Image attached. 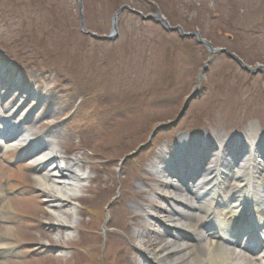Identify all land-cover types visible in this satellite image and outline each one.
<instances>
[{
    "label": "rangeland",
    "instance_id": "1",
    "mask_svg": "<svg viewBox=\"0 0 264 264\" xmlns=\"http://www.w3.org/2000/svg\"><path fill=\"white\" fill-rule=\"evenodd\" d=\"M123 5L143 15L159 9L212 48L264 65V0H83L87 29L108 36ZM80 17L76 0H0V66L7 76L0 83L22 80L8 107L29 110L34 121L24 127L80 159L90 177L81 196L64 204L76 207L77 222L71 237L63 231L59 239L26 147L8 152L6 162L0 158V191L11 212L0 233L8 237L12 227L15 237L13 258L0 264H150L143 253L163 245L169 233L153 217L161 219L160 209L170 208L166 195L172 196L156 166L166 165L167 154L189 137L241 147L240 137L264 135V73L245 72L217 54L202 76L201 96L181 121L155 133L150 146L120 166L157 125L176 119L209 53L129 11L115 41L86 37ZM209 148L203 154L215 157L219 151Z\"/></svg>",
    "mask_w": 264,
    "mask_h": 264
},
{
    "label": "bare ground",
    "instance_id": "2",
    "mask_svg": "<svg viewBox=\"0 0 264 264\" xmlns=\"http://www.w3.org/2000/svg\"><path fill=\"white\" fill-rule=\"evenodd\" d=\"M10 86L12 91L6 96L5 89ZM18 90L20 87L14 82L0 83V150L7 152L19 144L28 145L24 156L34 166L40 191L48 193L44 199L50 204L48 209L55 221L52 226L57 229V238L63 236V231L69 238L76 227V207L65 208L64 204H72L81 196L90 177L80 159L65 156L55 141L45 143L33 139L32 131L24 127L34 121L29 110L24 106L8 107ZM240 140L248 146L241 144V147L227 148L228 140L215 137L207 144L205 140L201 145L195 144L196 149L201 147V150L183 153L186 155L181 157L183 161L192 159L197 162L198 170L201 161L212 162L211 166L202 169L201 177L200 169L187 171L184 179L170 160L166 167L156 168L155 173L165 180L164 187L175 194L173 197L166 195L170 208L160 209L161 219L146 212V217H153L169 232L163 245L152 243L155 247L143 253L147 263L264 264V244L261 243L264 236V136L250 139L245 135ZM205 146L210 147L209 151L217 149L221 154L215 157L203 154L207 149ZM176 158L180 160L179 153ZM214 160L219 163L215 164ZM173 175L179 178L178 184L168 180V176ZM195 177H199L198 182ZM212 177L214 182H211ZM227 189L229 198H221ZM218 202L226 216L214 209ZM8 206L5 194L0 191V221L10 224ZM194 209L203 212V216ZM12 230V227L7 228L8 237L0 233V261L14 248ZM136 236L137 244L142 248L144 235Z\"/></svg>",
    "mask_w": 264,
    "mask_h": 264
},
{
    "label": "water",
    "instance_id": "3",
    "mask_svg": "<svg viewBox=\"0 0 264 264\" xmlns=\"http://www.w3.org/2000/svg\"><path fill=\"white\" fill-rule=\"evenodd\" d=\"M78 5H79V12L81 14V28L83 33L90 35L91 37H93L94 39H98V40H111L114 41L119 37V22H120V18L119 16L121 14H123L124 11H131L132 13L141 15V13H139L136 10L131 9L129 6L125 5L122 6L113 16L112 18V25H111V31L109 33L108 36H99L97 34H94L90 31H87L86 26H85V22H84V7H83V0H77ZM142 18L146 21H155L156 23L160 24L165 30L173 32V33H179L183 38H187V39H196L200 44H203L208 51L212 54H225L227 55L230 59H232L233 61H235L244 71H247L249 73L252 74H258L261 72H264V66L263 65H258L255 68L247 65L243 60H241L237 55H235L232 52H229L226 49H214L212 48V45L209 41L204 40L201 37V34L199 32H190L187 33L184 31V29L181 26H171V24L169 23V21L162 15V13L160 12L159 9H157V12L154 14H149L147 16H142ZM208 64V63H207ZM207 64L205 65L201 75L199 76V81H198V85L194 88L193 92L191 93L190 96L187 97L184 106L182 108L181 113L178 115L177 119H176V123H178L180 121V119L185 115L186 111L188 110L190 104L192 101L196 100L200 93V85L202 82V74L204 71L207 70ZM162 126L157 127L155 129L154 132H156L158 129H160ZM136 153H133L131 155H128L125 157V159L122 161V164L129 158L134 157Z\"/></svg>",
    "mask_w": 264,
    "mask_h": 264
}]
</instances>
